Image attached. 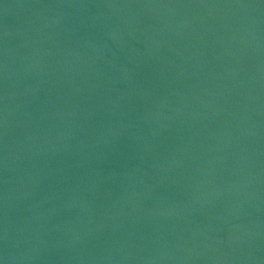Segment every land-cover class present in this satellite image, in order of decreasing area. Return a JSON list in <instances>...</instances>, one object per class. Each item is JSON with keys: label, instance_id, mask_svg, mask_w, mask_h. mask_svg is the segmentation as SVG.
Instances as JSON below:
<instances>
[{"label": "water", "instance_id": "obj_1", "mask_svg": "<svg viewBox=\"0 0 264 264\" xmlns=\"http://www.w3.org/2000/svg\"><path fill=\"white\" fill-rule=\"evenodd\" d=\"M2 264H264L262 0H0Z\"/></svg>", "mask_w": 264, "mask_h": 264}, {"label": "snow or ice", "instance_id": "obj_2", "mask_svg": "<svg viewBox=\"0 0 264 264\" xmlns=\"http://www.w3.org/2000/svg\"><path fill=\"white\" fill-rule=\"evenodd\" d=\"M262 2H264V0H262ZM0 264H2V261H0Z\"/></svg>", "mask_w": 264, "mask_h": 264}]
</instances>
